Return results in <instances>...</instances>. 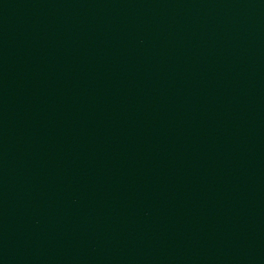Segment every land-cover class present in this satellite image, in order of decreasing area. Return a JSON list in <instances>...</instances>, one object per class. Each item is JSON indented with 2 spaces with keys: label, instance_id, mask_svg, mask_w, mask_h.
<instances>
[{
  "label": "water",
  "instance_id": "95a60500",
  "mask_svg": "<svg viewBox=\"0 0 264 264\" xmlns=\"http://www.w3.org/2000/svg\"><path fill=\"white\" fill-rule=\"evenodd\" d=\"M0 264H264V0H0Z\"/></svg>",
  "mask_w": 264,
  "mask_h": 264
}]
</instances>
